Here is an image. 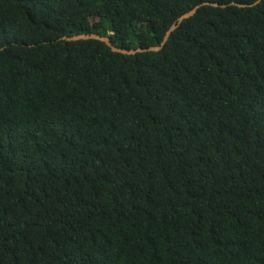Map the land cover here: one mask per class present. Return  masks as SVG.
<instances>
[{
	"label": "trees",
	"instance_id": "1",
	"mask_svg": "<svg viewBox=\"0 0 264 264\" xmlns=\"http://www.w3.org/2000/svg\"><path fill=\"white\" fill-rule=\"evenodd\" d=\"M0 264H264V0H0Z\"/></svg>",
	"mask_w": 264,
	"mask_h": 264
},
{
	"label": "water",
	"instance_id": "2",
	"mask_svg": "<svg viewBox=\"0 0 264 264\" xmlns=\"http://www.w3.org/2000/svg\"><path fill=\"white\" fill-rule=\"evenodd\" d=\"M204 4L220 5V4H218V3H209V2H205ZM240 5H244V4H240ZM199 6H200V5H197L195 8H193V9L190 10L189 12L183 14V15L179 18L178 22L175 23V24L170 28V30L167 32V34H166V36H165L164 41H163L162 44H164V42L168 39L170 33H171V32L177 27V25H178L179 23H181V21H182L183 19L188 18V17H190L191 15H193V14L197 11V9H198ZM87 38H96V39L103 40V41H105L108 45H110V46L112 47L113 50H115V51H119V52H122V53H135V52H137V51H144V50H157V49L161 48V46H152V47H149V48H146V49H145V48H144V49L139 48V49H137V50H135V49H133V50L124 49V48H120V47L114 46V45L112 44L111 40H110L108 37H104V36H101V35H98V34H90V35L82 34V35H77V36L69 37V39H87Z\"/></svg>",
	"mask_w": 264,
	"mask_h": 264
}]
</instances>
